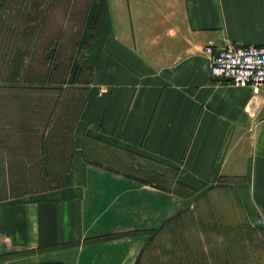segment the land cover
Instances as JSON below:
<instances>
[{"label":"crops","instance_id":"obj_1","mask_svg":"<svg viewBox=\"0 0 264 264\" xmlns=\"http://www.w3.org/2000/svg\"><path fill=\"white\" fill-rule=\"evenodd\" d=\"M88 15L90 81L65 181L0 196V264H136L153 233L215 187L264 224V86L212 78L203 50L264 46V0H90ZM28 102H0L4 173L30 171L24 143L46 139Z\"/></svg>","mask_w":264,"mask_h":264},{"label":"rangeland","instance_id":"obj_2","mask_svg":"<svg viewBox=\"0 0 264 264\" xmlns=\"http://www.w3.org/2000/svg\"><path fill=\"white\" fill-rule=\"evenodd\" d=\"M89 5L90 0H4L0 6V88L32 89L30 95L0 91V102L25 98L37 123L43 117L48 121L32 131L37 137L46 128L45 141L32 137L24 143L33 167L23 169L30 171L18 172L15 166L14 172L4 173L0 165V196L65 181L72 127L83 86L90 81L85 57L94 20ZM38 150L46 154V163L35 169ZM177 192L190 190L180 186ZM136 264H264V224L249 222L236 195L215 187L153 233Z\"/></svg>","mask_w":264,"mask_h":264},{"label":"built area","instance_id":"obj_3","mask_svg":"<svg viewBox=\"0 0 264 264\" xmlns=\"http://www.w3.org/2000/svg\"><path fill=\"white\" fill-rule=\"evenodd\" d=\"M203 50L209 58L212 78L249 86L253 91L264 86L263 45H228L215 50L212 45H206Z\"/></svg>","mask_w":264,"mask_h":264}]
</instances>
